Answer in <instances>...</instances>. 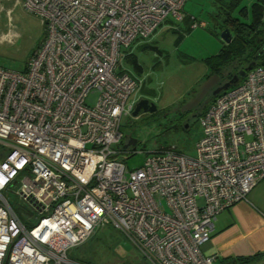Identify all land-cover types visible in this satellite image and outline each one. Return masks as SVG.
Wrapping results in <instances>:
<instances>
[{
	"label": "built area",
	"instance_id": "2783aa9c",
	"mask_svg": "<svg viewBox=\"0 0 264 264\" xmlns=\"http://www.w3.org/2000/svg\"><path fill=\"white\" fill-rule=\"evenodd\" d=\"M186 1L19 0L44 37L23 72L0 67V264H71L68 253L107 226L147 264H214L201 246L217 215L264 182V67L211 102L193 156L161 148L132 170L120 158L136 153L120 127L138 87L115 73L122 49L169 16L182 21Z\"/></svg>",
	"mask_w": 264,
	"mask_h": 264
},
{
	"label": "rangeland",
	"instance_id": "374dc122",
	"mask_svg": "<svg viewBox=\"0 0 264 264\" xmlns=\"http://www.w3.org/2000/svg\"><path fill=\"white\" fill-rule=\"evenodd\" d=\"M211 1L187 0L183 7L184 16L205 23L204 27L191 28L189 21L169 16L151 38L122 49L115 73L126 72L137 80L138 87L130 97L133 107L141 99L156 106L154 113L122 118L121 147L129 138L136 140V153L120 155L127 170L138 168L147 153L161 148L174 147L189 156L195 154V144L202 136L199 118L218 88V79L206 78V59L222 46L219 27L209 18L217 10ZM43 37L40 19L26 12L19 0H0V67L23 72ZM132 58L141 71L135 68ZM97 97V93L89 94L86 104L94 106ZM10 202L25 223L36 222V212L28 202L14 196ZM71 254L89 264H147L139 249L111 226L97 229L85 244L68 253L69 259Z\"/></svg>",
	"mask_w": 264,
	"mask_h": 264
},
{
	"label": "trees",
	"instance_id": "16d2710c",
	"mask_svg": "<svg viewBox=\"0 0 264 264\" xmlns=\"http://www.w3.org/2000/svg\"><path fill=\"white\" fill-rule=\"evenodd\" d=\"M216 5V12L210 13V22L219 27L220 33L227 29L231 34V42L223 43L219 51L206 59L209 70L206 78L218 79L217 87H221L238 71L254 62L256 66L264 67V0H212ZM209 14V13H208ZM189 21L190 26L196 22L190 16H184L183 21ZM131 62L138 71L134 58ZM241 80V79H240ZM222 93L209 99L210 104ZM205 112H202L203 115ZM185 121V120H183ZM259 254L249 258H237L224 264H246L256 259ZM72 261L80 264H89L87 261L72 256Z\"/></svg>",
	"mask_w": 264,
	"mask_h": 264
},
{
	"label": "crops",
	"instance_id": "0c3cea01",
	"mask_svg": "<svg viewBox=\"0 0 264 264\" xmlns=\"http://www.w3.org/2000/svg\"><path fill=\"white\" fill-rule=\"evenodd\" d=\"M201 252L215 256L214 264L256 254L259 256L246 264H264V182L249 193L248 202H239L217 215L211 237L201 246Z\"/></svg>",
	"mask_w": 264,
	"mask_h": 264
},
{
	"label": "water",
	"instance_id": "95a60500",
	"mask_svg": "<svg viewBox=\"0 0 264 264\" xmlns=\"http://www.w3.org/2000/svg\"><path fill=\"white\" fill-rule=\"evenodd\" d=\"M220 40L226 44L231 42L232 40L231 34L227 29L223 30L220 33ZM255 66H256L255 63L252 62L244 69L238 71L237 75L233 76L231 80L223 84L221 87H218L214 91L213 95L215 96L219 94L221 91H225L231 86L237 84L239 80L242 79L246 75V73L252 70ZM140 111H142L143 113H154L156 111V106L153 103H149L147 99H141L135 104L134 109L132 111V116L133 117L138 116ZM135 144H136V140L133 138H129L126 145L123 148L126 149L129 146H133L134 148Z\"/></svg>",
	"mask_w": 264,
	"mask_h": 264
},
{
	"label": "flooded vegetation",
	"instance_id": "af4514ba",
	"mask_svg": "<svg viewBox=\"0 0 264 264\" xmlns=\"http://www.w3.org/2000/svg\"><path fill=\"white\" fill-rule=\"evenodd\" d=\"M137 102H138V101H137ZM137 102H136V103H137ZM149 103H150V101H149ZM141 113H143V112H142V111H140V112H139V114H141Z\"/></svg>",
	"mask_w": 264,
	"mask_h": 264
}]
</instances>
